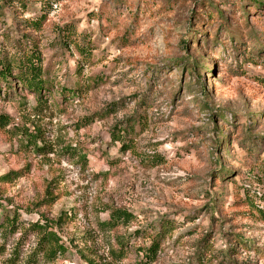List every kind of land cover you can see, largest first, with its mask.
Instances as JSON below:
<instances>
[{"label":"rangeland","instance_id":"obj_1","mask_svg":"<svg viewBox=\"0 0 264 264\" xmlns=\"http://www.w3.org/2000/svg\"><path fill=\"white\" fill-rule=\"evenodd\" d=\"M0 12V45L30 35L44 72L42 103L21 84L0 93V223L46 222L66 249L38 264H264V0ZM116 210L132 217L112 226Z\"/></svg>","mask_w":264,"mask_h":264},{"label":"trees","instance_id":"obj_2","mask_svg":"<svg viewBox=\"0 0 264 264\" xmlns=\"http://www.w3.org/2000/svg\"><path fill=\"white\" fill-rule=\"evenodd\" d=\"M1 15L3 13L0 12ZM38 22V19L23 21L25 26L28 25L33 28L37 26ZM10 41V39L5 38V45L8 44V46L0 45V93L3 91L2 84L7 86L6 89H9L8 86L10 85L16 87V85L21 84L29 92L37 95L38 104L42 103L41 92L44 90L45 80L43 77L41 53L36 45V41L30 35L24 34L17 40ZM8 123L7 117L0 115V128L6 127ZM115 132L117 135L121 133L119 130ZM116 138L119 139L118 136ZM29 139V143L35 145L37 136L29 135ZM121 148L126 150L127 145L123 143ZM9 175L2 176L0 181L7 182ZM110 217V225L115 226L114 223L117 224L120 221L126 222L132 216L125 211L116 210ZM108 225L109 223L102 224L104 228L108 227ZM17 234L18 237L15 238ZM30 235L35 236L36 242L34 247L29 252H26L24 248ZM11 238H14V240L10 246V253L1 264L52 263L58 256H63L66 253L60 237L53 231V227L46 222L43 224L35 223L25 229L24 225L20 224L17 218L6 217L0 223V255H4L8 240ZM158 250L159 242L155 240L146 250L145 261L147 263L153 261L156 258ZM120 251H122V248H120ZM116 253L118 252L116 251Z\"/></svg>","mask_w":264,"mask_h":264}]
</instances>
